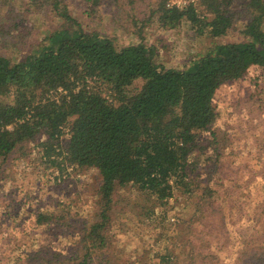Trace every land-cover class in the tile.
Wrapping results in <instances>:
<instances>
[{
  "label": "trees",
  "instance_id": "1",
  "mask_svg": "<svg viewBox=\"0 0 264 264\" xmlns=\"http://www.w3.org/2000/svg\"><path fill=\"white\" fill-rule=\"evenodd\" d=\"M70 1L0 0V50H16L14 57L0 55V95L12 98L0 108V171L24 144L44 136L40 146L51 166L65 162L93 169L100 178L89 218L71 214L70 206L35 215L39 227L67 228L73 250L21 253L16 264H122L115 224L125 216L144 225L175 191L196 198L189 217L176 224L190 250L185 257H163L162 264H206V249H222L228 240V215L220 205L226 201L222 193L236 186L227 183L235 178L224 179L231 173L222 163L229 136L213 102L222 86L252 68L264 71V0H198L182 8L169 0L130 1L132 15L119 22L123 33L186 25L209 40L208 50L186 69L158 63L157 49L144 43L118 46L96 22L110 16L109 0H81L93 24L74 15ZM31 13L54 21L38 40L26 22ZM233 32L238 41L216 43ZM260 108L264 113V100ZM129 189L138 194L136 205L123 196ZM252 215L260 227L257 240L242 241L234 264H264V202Z\"/></svg>",
  "mask_w": 264,
  "mask_h": 264
},
{
  "label": "rangeland",
  "instance_id": "2",
  "mask_svg": "<svg viewBox=\"0 0 264 264\" xmlns=\"http://www.w3.org/2000/svg\"><path fill=\"white\" fill-rule=\"evenodd\" d=\"M109 1L110 16L96 22L99 28L108 29V34L113 36L118 46L144 43L146 47L157 49L158 63L176 69L189 68L192 61L198 58L197 54L208 50L210 46L208 39L198 37L195 30L186 25L178 30L146 26L143 33L139 30L134 33L131 31L130 34L123 33L119 22L123 17L132 15V0H119L122 2V9L116 6L114 0ZM197 1L169 0V3L182 8ZM70 6L73 14L84 24H93V20L87 17L89 8L81 0H71ZM144 20L145 18L138 17V21ZM26 22L32 27L33 34H36V38L33 37L35 40L45 35L54 25L49 14L43 17L28 14ZM33 39H30V47L33 46ZM238 40L237 32H233L216 43L225 44ZM15 54L16 50H0L2 56L14 57ZM102 90L106 92V88ZM262 100L264 71L258 68H252L243 79L222 86L214 99L213 104L220 116V127L229 136L222 163L227 172L229 169L231 173L228 175L225 172L224 179L227 182L228 178H235V181L227 183H234L236 186L230 194L222 193L226 201L220 205L228 215V240L224 242L222 249L205 248L210 251L206 264H234L240 255L242 241H247V238L257 240L255 232L260 227H257L252 212L259 202H264V113L260 108ZM11 102L10 95H0V108ZM44 141L45 137L40 136L36 142L24 144L2 164L0 264H16L21 253L38 250L68 252L73 246L74 240L68 235L67 228L37 226L35 215L38 211L60 213L64 206H70L71 214L78 212L89 218L96 209L93 193L100 181L96 171L65 162L62 168L51 166L40 146ZM60 142V147L65 150L69 142L68 132ZM58 160L62 162L64 154ZM123 194L127 202L137 204L134 202L139 198L134 189ZM195 199L175 191L174 197L163 206L158 205L156 215L152 220L145 219L144 225L138 221L131 223L125 220V216H121L113 230V242L117 248L115 253L121 263L162 264L163 257L168 255L187 256L190 249L188 246L183 247L179 240L176 224L189 217ZM125 221L128 226L122 229ZM71 249L70 252L73 250Z\"/></svg>",
  "mask_w": 264,
  "mask_h": 264
}]
</instances>
